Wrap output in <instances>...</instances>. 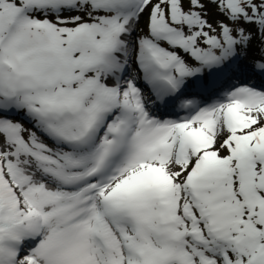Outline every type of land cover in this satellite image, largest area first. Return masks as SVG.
Listing matches in <instances>:
<instances>
[{
  "label": "snow or ice",
  "instance_id": "1",
  "mask_svg": "<svg viewBox=\"0 0 264 264\" xmlns=\"http://www.w3.org/2000/svg\"><path fill=\"white\" fill-rule=\"evenodd\" d=\"M0 264H264V0H0Z\"/></svg>",
  "mask_w": 264,
  "mask_h": 264
}]
</instances>
